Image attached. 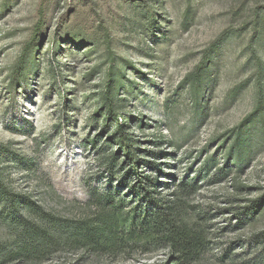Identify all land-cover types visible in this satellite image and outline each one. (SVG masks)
Returning <instances> with one entry per match:
<instances>
[{
	"label": "rangeland",
	"instance_id": "374dc122",
	"mask_svg": "<svg viewBox=\"0 0 264 264\" xmlns=\"http://www.w3.org/2000/svg\"><path fill=\"white\" fill-rule=\"evenodd\" d=\"M206 59L198 105L189 76ZM263 102L264 0H0V172L61 218L93 215L92 190L126 192L128 168L111 174L100 159L119 144L123 161L127 132L163 196L196 184L184 205L206 251L192 264H264V201L244 213L264 200ZM7 222L0 207L1 240ZM69 250L0 264H175L162 243Z\"/></svg>",
	"mask_w": 264,
	"mask_h": 264
},
{
	"label": "trees",
	"instance_id": "16d2710c",
	"mask_svg": "<svg viewBox=\"0 0 264 264\" xmlns=\"http://www.w3.org/2000/svg\"><path fill=\"white\" fill-rule=\"evenodd\" d=\"M207 69L206 59L189 76L190 97L198 105L202 104V90L210 81ZM259 110L263 116L264 104ZM244 131L239 128L234 132L235 138L230 146L239 155L250 142L242 137ZM121 133L125 147L123 161L120 162L117 156L121 153L119 144L116 153L111 152L100 161L111 174L128 168L118 180V187L126 185V192L120 195L119 190L114 188L90 191L94 212L82 219L61 218L21 197L10 188L0 172V207L2 211H7V223L13 230L6 240L0 239V263L22 256L44 259L49 253L65 248L73 249L69 251L82 250L91 255L127 256L148 251L130 250L144 243H162L169 247L175 264H192L201 258L206 251L202 250L205 235L198 218L187 215L183 198L196 188V184L183 180L172 193L173 198L163 196L157 190V178L137 168L141 163L152 167L151 163L136 156L139 150H134L135 142L127 132ZM130 199H133V205L125 209L123 205ZM263 201L261 198L252 202L244 209L245 215H253Z\"/></svg>",
	"mask_w": 264,
	"mask_h": 264
}]
</instances>
